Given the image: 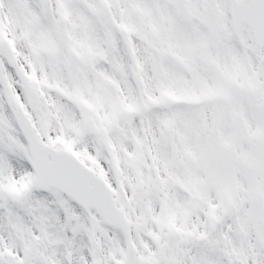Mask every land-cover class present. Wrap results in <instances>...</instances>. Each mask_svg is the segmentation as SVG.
<instances>
[{"label": "snow or ice", "instance_id": "1", "mask_svg": "<svg viewBox=\"0 0 264 264\" xmlns=\"http://www.w3.org/2000/svg\"><path fill=\"white\" fill-rule=\"evenodd\" d=\"M0 264H264V0H0Z\"/></svg>", "mask_w": 264, "mask_h": 264}]
</instances>
